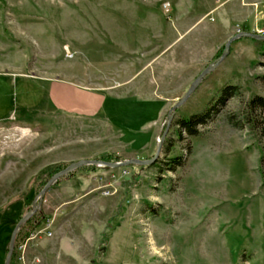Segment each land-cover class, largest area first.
Instances as JSON below:
<instances>
[{
	"label": "rangeland",
	"instance_id": "374dc122",
	"mask_svg": "<svg viewBox=\"0 0 264 264\" xmlns=\"http://www.w3.org/2000/svg\"><path fill=\"white\" fill-rule=\"evenodd\" d=\"M263 29L264 0H0V264L54 175L151 160L200 73ZM53 83L67 107L96 96L93 113L54 111ZM255 96L264 41L239 38L173 113L154 163L58 179L9 264H264V138L228 122ZM208 109L198 136L179 135L178 120Z\"/></svg>",
	"mask_w": 264,
	"mask_h": 264
},
{
	"label": "water",
	"instance_id": "95a60500",
	"mask_svg": "<svg viewBox=\"0 0 264 264\" xmlns=\"http://www.w3.org/2000/svg\"><path fill=\"white\" fill-rule=\"evenodd\" d=\"M239 38H250V39L256 40V41H264V37H261V36H258V35H253V34H249V33H241V34L237 35L236 37L230 39L226 43L221 56L212 65H209L204 71H202L200 73V75L191 84L190 88L187 90V92L184 94V96L179 101H177L171 107V109L168 111V114L166 116V121L163 124V126H165V130L162 133L161 137L158 138L157 141H156L155 154H154V157L151 160H147V161L128 160V161L116 162V163H108V162H103V161H80V162H77V163L69 165L66 169H64L63 171H61V172L57 173L56 175H54L46 183V185L43 187V189L40 191V193L36 197V200L33 202L32 208L29 211V213H27L25 216H23L20 219V221L17 223L16 227L14 228V230H13V232L11 234V237H10L9 247H8V251H7V255H6L4 264H9V262H10V258H11L12 252H13L14 240H15L16 234L18 233L20 227L23 226L36 213L37 210H39V208H40V201L39 200L42 199V197L44 196L46 191L55 182H57L58 179L64 177L65 175H67V174H69V173H71V172H73V171H75V170H77V169H79L81 167H85V166H95V167L115 169V168H121V167H125V166H130V165H140V166L146 165L147 166V165H150V164L154 163V161H156V159L158 158V155H159V153L161 151V147L163 145V141H164L165 135L167 133V130H168L169 125H170V122L172 120L173 113L187 101V99L190 97V95L193 93V91L196 89V87L200 84L202 79L225 59L226 55L229 52L230 44L234 40L239 39ZM163 126H162V128H163ZM37 201H39V202H37ZM36 202H37V204H36Z\"/></svg>",
	"mask_w": 264,
	"mask_h": 264
},
{
	"label": "trees",
	"instance_id": "16d2710c",
	"mask_svg": "<svg viewBox=\"0 0 264 264\" xmlns=\"http://www.w3.org/2000/svg\"><path fill=\"white\" fill-rule=\"evenodd\" d=\"M235 87H225L221 91V96L218 101L223 102L226 98L233 97L235 95ZM210 109L203 111L199 114H194L190 117L181 118L176 122V126L179 130V135L184 133L187 137L198 136V127L204 126L210 120ZM230 125L238 130H242L245 127L254 134H258L259 137L264 138V98L255 96L251 98L246 104L241 115L236 119L228 117ZM112 159V158H111ZM263 156L262 159L263 160ZM112 159L110 161H116ZM179 163V161H175Z\"/></svg>",
	"mask_w": 264,
	"mask_h": 264
},
{
	"label": "crops",
	"instance_id": "0c3cea01",
	"mask_svg": "<svg viewBox=\"0 0 264 264\" xmlns=\"http://www.w3.org/2000/svg\"><path fill=\"white\" fill-rule=\"evenodd\" d=\"M59 86V87H58ZM65 88V86L57 84V83H53L52 85H50V87L45 91L47 93V96L49 97L50 100V104L53 106L54 111L56 109H62L71 113H80V114H84V113H90L92 114V111H89L88 108L90 107V102H86L84 97L86 96V98L95 103H97V97L94 95H83V94H78L80 95V97L76 98V102L73 104V106H69L67 107L68 102H64L67 99L70 100L69 98H64L62 96L65 97H69L71 96V94L69 92H65L63 94H61V91L59 89ZM1 95V94H0ZM2 98V97H1ZM71 99H73L71 97ZM2 100V99H1ZM11 101H13V103L15 102L16 106L18 105L19 102H17L14 98L10 99ZM63 100V101H62ZM64 102V103H63ZM1 109V108H0ZM1 111V110H0ZM161 112V111H160ZM6 118L5 116L2 115V111L0 112V120ZM153 138V136H152Z\"/></svg>",
	"mask_w": 264,
	"mask_h": 264
},
{
	"label": "built area",
	"instance_id": "2783aa9c",
	"mask_svg": "<svg viewBox=\"0 0 264 264\" xmlns=\"http://www.w3.org/2000/svg\"><path fill=\"white\" fill-rule=\"evenodd\" d=\"M258 34H261L264 36V29L262 31H259Z\"/></svg>",
	"mask_w": 264,
	"mask_h": 264
}]
</instances>
